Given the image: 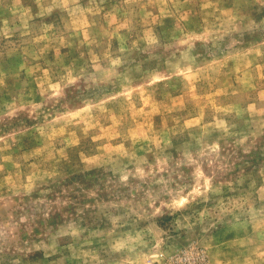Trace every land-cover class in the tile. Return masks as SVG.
Listing matches in <instances>:
<instances>
[{
	"label": "rangeland",
	"instance_id": "obj_1",
	"mask_svg": "<svg viewBox=\"0 0 264 264\" xmlns=\"http://www.w3.org/2000/svg\"><path fill=\"white\" fill-rule=\"evenodd\" d=\"M0 264H264V0H0Z\"/></svg>",
	"mask_w": 264,
	"mask_h": 264
}]
</instances>
